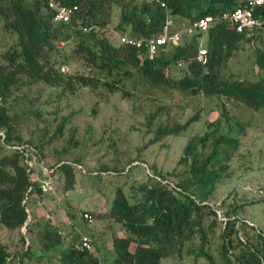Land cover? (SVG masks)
<instances>
[{
	"label": "trees",
	"instance_id": "16d2710c",
	"mask_svg": "<svg viewBox=\"0 0 264 264\" xmlns=\"http://www.w3.org/2000/svg\"><path fill=\"white\" fill-rule=\"evenodd\" d=\"M60 1L67 6L78 7L70 22L55 19V11L49 6V0H0V19L4 30L18 35L4 54L6 63L0 65L3 97L0 102V231L8 229L12 239L16 237L23 242L21 249L14 254L7 243L0 241V264L9 263L8 259L13 254L14 259L18 256L24 259L30 254L31 244L27 247V239L22 232L25 225L27 233L36 232L43 251L54 249L64 239L56 226L40 219L34 221L33 218H37L35 212L33 209L28 211V199L33 194L41 197L45 189L40 175L33 178L35 165L30 167L27 160L36 156L41 163L47 164V156L42 145L33 140H23L16 132L14 120L6 106L7 96L15 85L31 80L44 82L69 94H75L81 87H90L136 97L139 85L166 84L193 94L202 92L207 96L230 98L254 111L264 109V79L225 78L228 62L234 51L239 50L241 42L260 40L264 33L263 27L255 36L247 37L236 32L226 20L219 19L221 13L244 5L243 0ZM162 2L165 6H162ZM115 6L120 8V20L113 26L111 20ZM259 13L264 19V8L259 9ZM208 15L214 16L215 21L207 31L194 32L192 39L185 44L183 41L188 35L183 34L184 38L178 44L159 49L152 60L148 58L145 47L116 43L115 34L109 31V28H113L115 32L143 38L162 33L167 21L171 20L169 32L174 33ZM91 25H98L99 28L87 30ZM199 40L205 41L208 48V66L195 59ZM71 41L74 42L71 53L59 56L60 45L64 43L61 45L64 47ZM255 56L259 69L264 70V46L256 49ZM72 58L80 60L83 68L76 73L65 72L62 67L68 65ZM174 64L185 65L178 79L169 75ZM128 80L133 82V87H126ZM156 101V97H147L143 105L148 107ZM143 105L139 107L143 108ZM170 107L169 104L158 103L153 110L145 112L143 125L150 138L146 143L149 147L162 141L163 137L181 134L199 117L196 114L186 123H172L164 117ZM154 125L156 128H153ZM250 125L230 116L224 105L220 118L211 120L206 132L195 134L187 141L179 166L170 174L163 172L155 163L150 166L154 174L148 175L146 184L140 185L143 194L137 201L132 202L124 189L118 188L107 215L94 212L96 210L84 212L94 218L111 215L122 222L128 232L125 237L114 238V264H167V260L176 257L184 260L188 242L194 239L201 241V247L198 251L192 243L188 247L190 254L193 253V264H264V232L257 234V243L250 234L244 240L237 224V214L245 213L249 206L248 202H245L246 205L240 203L242 197L237 189L228 190L234 191L238 203L233 206L232 212H224V219L210 204L217 185L224 184L230 177L229 165L240 148L239 136L244 135ZM62 128L63 125L59 131ZM24 145L27 147L20 148ZM145 149L144 146H137L140 155ZM59 159L52 164L51 168L55 169L53 175L58 172L65 190L70 191L76 184L77 171H89L82 165L81 158L76 161ZM104 168L102 166L95 173L113 170L123 174L125 170ZM229 179L234 178L231 176ZM138 194L136 190L135 196ZM232 213L236 215L235 218H231ZM208 219L210 221L206 226ZM218 221L223 223L221 232L212 228ZM243 225L246 232L254 228L248 221H244ZM210 234L219 237L222 262H218L208 248ZM77 238H80L82 245L83 238ZM133 242H136V246L132 250ZM78 246L70 243L62 249L60 264H107L97 252Z\"/></svg>",
	"mask_w": 264,
	"mask_h": 264
},
{
	"label": "rangeland",
	"instance_id": "374dc122",
	"mask_svg": "<svg viewBox=\"0 0 264 264\" xmlns=\"http://www.w3.org/2000/svg\"><path fill=\"white\" fill-rule=\"evenodd\" d=\"M119 20L120 8L115 6L111 25L114 26ZM192 34L185 37L183 44L192 39ZM16 38V33L4 30L3 21L0 19V65L6 63L4 54L15 43ZM61 45L59 56H68L74 42L71 41L64 47ZM263 46L264 33L260 40L242 41L239 50L234 51L228 62L225 78L263 80L264 70L259 69L255 56L256 49ZM62 68L65 72L76 73L82 70L83 65L77 58H72L70 63ZM184 68L185 65L174 64L169 75L178 79L182 76ZM126 87H133V82L128 80ZM136 94V97H125L122 92L112 93L106 89L90 87H81L75 94H69L44 82L31 80L12 87L6 106L14 120L16 132L23 140H33L34 143L42 145L47 156V164L41 163L36 156L32 159L35 165V173L32 176L35 179L40 175L45 192L41 197L33 194L27 198L30 201L29 210L33 209L35 216L42 222L54 221L55 224H61L68 239L81 242L77 237L83 238L87 235L92 240L93 250H98L99 256L105 258L107 264H114V238L125 237L128 233L122 222L111 215L106 216L111 210L116 190L123 188L132 202L137 201L143 194L140 185L146 184L148 175L154 174L150 166L155 163L163 172L170 174L179 166L178 162L187 141L195 134L206 132L208 123L220 118L226 105L230 116L251 125L244 135L239 136L240 148L230 161L228 173L234 179L228 177L224 184L217 185L210 204L218 211L221 219H224V212H232L233 206L238 203L234 198V191L228 190L237 189L242 197L240 203L249 204L245 213L237 214L241 235L245 240L246 235L250 234L252 240L257 243V234L264 232V109L254 111L230 98L207 96L202 92L193 94L166 84L139 85ZM147 97H156L157 101L146 107L143 101H146ZM158 103L171 106L166 110L164 117L169 118L172 123H186L196 114H199V117L181 134L163 137L162 141L149 147L146 143L150 138L143 125L144 114L153 110ZM140 104H144L143 108L139 107ZM62 125L63 128L59 131ZM153 128H156V125ZM137 146L147 149L140 155ZM59 158L71 161L81 158L82 165L91 173L78 170L74 189L66 191L60 174L57 172L54 176L55 169L51 168ZM36 160L39 162H34ZM102 166L104 169L118 167L125 170L123 174L113 170L96 174L97 169ZM168 176L175 180L174 177ZM136 190L139 192L138 196H135ZM92 211L104 212L106 215L88 222L84 218V212ZM209 221L210 219L206 220V226ZM244 221L250 222L254 228H249L246 232ZM212 228L221 232L223 223L218 221ZM10 237L12 239V235ZM194 240L188 242V247L192 243L198 251L201 241L195 240L194 244ZM135 246L136 242H133L132 250ZM188 247L184 260L176 257L167 260V264H193V253L190 254ZM208 248L217 261L222 262L218 236L210 234ZM35 254L37 252L32 251V255ZM11 261L9 264H18L17 261ZM203 261L206 262L205 259ZM26 264L39 263L32 258Z\"/></svg>",
	"mask_w": 264,
	"mask_h": 264
},
{
	"label": "built area",
	"instance_id": "2783aa9c",
	"mask_svg": "<svg viewBox=\"0 0 264 264\" xmlns=\"http://www.w3.org/2000/svg\"><path fill=\"white\" fill-rule=\"evenodd\" d=\"M158 1V0H157ZM245 2L244 5H239L234 7L231 10L225 11L221 13L219 19L226 20L229 25L238 33L245 34L247 37L255 36L259 31L264 27V19L262 18V13L257 14V11L262 10L264 8V0H243ZM162 6H165V3H161ZM49 6L55 11V19L57 21L70 22L72 20V14L77 6H67L60 0H49ZM215 21V17L212 15H208L196 20L192 25L185 27L179 31L174 33L169 32V26L172 24L171 20L167 21L165 29L162 33L158 35L147 36L143 38L133 37L129 35H124L119 32H115L113 28H109V31L114 33L116 36V41L119 44H125L129 46H134L136 48L145 47L148 51V58L154 59L159 49H166L167 45L170 44H178L181 41L182 35H190L196 31H207L211 24ZM98 29V25H91L89 29ZM209 52L205 45L199 47L198 52L196 54V61L206 66L209 63ZM2 90L0 87V102L2 101ZM3 134V133H1ZM3 136H5L3 134ZM27 146H21L20 148H26ZM28 163L30 167L34 166L32 160L28 158ZM27 199V198H26ZM26 201V200H25ZM29 211V208H28ZM2 217V211L0 209V220ZM84 218L88 222L94 221V217L90 213H85ZM23 232L26 234L27 229L26 225L23 227ZM29 241L27 240V245ZM81 248L86 249L87 251H92L93 246L91 244V239L87 236L83 237Z\"/></svg>",
	"mask_w": 264,
	"mask_h": 264
},
{
	"label": "crops",
	"instance_id": "0c3cea01",
	"mask_svg": "<svg viewBox=\"0 0 264 264\" xmlns=\"http://www.w3.org/2000/svg\"><path fill=\"white\" fill-rule=\"evenodd\" d=\"M50 218L53 219V217H51V216H50ZM33 219H34V221H37V219H39V218H35L34 217ZM51 224H53L54 226H56L58 228V230L61 232V234L63 235V238H64L63 239V242L59 246L55 247L54 249H51L50 251H43V249L41 248L40 244L37 241L38 240V237H37L36 232H28V233L25 234L22 231L23 234H25L26 239L29 241V245L27 247H29L30 244H32V246H30V248H31L30 249V254L27 255V256H25L24 259L19 258V256H18L17 259L16 258L15 259L13 258L14 257V254L17 253V251L21 249V247H22V240L19 241L18 238L15 237L16 238V242H14V239H11V237H10L11 234L9 233V230L8 229L1 230L0 231V241L7 243L8 246H9V250L12 253H14L12 256L9 257V259H8L9 260V263L12 260L11 262L17 261L18 264H26L28 261H30L33 258V259L37 260V262L39 264H46V261L45 260H47L50 264H60V257L62 255V253H61L62 252V249L66 248V246L68 244H70V243H75L76 246L79 245L78 247H80V243L79 242H76V240H71L70 238L68 239L67 233L63 229V227H62L61 224H55L54 221L51 222ZM36 226H38V223H36ZM64 226H65V223H64ZM38 227H40V226H38ZM36 231H38V229H36ZM5 236L8 237V238L10 237V238L7 239ZM85 236H87V235H85ZM68 240H70V241H68ZM11 241H13V243H11ZM58 248H59V250H58ZM32 251H36L37 254L32 255ZM51 251H54V252L53 253H50ZM93 252H97L98 253V250H93ZM9 263H7V264H9Z\"/></svg>",
	"mask_w": 264,
	"mask_h": 264
},
{
	"label": "clouds",
	"instance_id": "9594fccd",
	"mask_svg": "<svg viewBox=\"0 0 264 264\" xmlns=\"http://www.w3.org/2000/svg\"><path fill=\"white\" fill-rule=\"evenodd\" d=\"M157 1V0H156ZM190 36V35H189ZM202 45H205L206 46V43H205V41H203V40H201V42H200V45H199V47L200 46H202ZM170 46V45H169ZM199 47H198V49H199ZM208 49V48H207ZM209 52V51H208ZM208 57H209V55H208ZM209 64V63H208ZM208 64L206 65V66H208ZM27 245V244H26ZM29 245V244H28ZM27 245V246H28ZM81 246V245H80ZM93 251V250H92Z\"/></svg>",
	"mask_w": 264,
	"mask_h": 264
}]
</instances>
